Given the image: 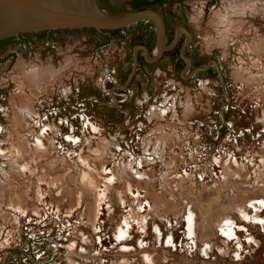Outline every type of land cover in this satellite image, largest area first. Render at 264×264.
Returning a JSON list of instances; mask_svg holds the SVG:
<instances>
[{
  "label": "rangeland",
  "instance_id": "rangeland-1",
  "mask_svg": "<svg viewBox=\"0 0 264 264\" xmlns=\"http://www.w3.org/2000/svg\"><path fill=\"white\" fill-rule=\"evenodd\" d=\"M145 8L0 43V264H264V0Z\"/></svg>",
  "mask_w": 264,
  "mask_h": 264
},
{
  "label": "water",
  "instance_id": "water-1",
  "mask_svg": "<svg viewBox=\"0 0 264 264\" xmlns=\"http://www.w3.org/2000/svg\"><path fill=\"white\" fill-rule=\"evenodd\" d=\"M147 17L156 20L155 45L156 57H159L168 46L165 45L164 22L158 12L151 8H141L115 16L102 9L97 0H0V39L24 31L60 27L117 29ZM135 64L123 87L132 77Z\"/></svg>",
  "mask_w": 264,
  "mask_h": 264
},
{
  "label": "trees",
  "instance_id": "trees-1",
  "mask_svg": "<svg viewBox=\"0 0 264 264\" xmlns=\"http://www.w3.org/2000/svg\"><path fill=\"white\" fill-rule=\"evenodd\" d=\"M161 2V0H132V2L129 4V8L131 9V10H137V9H141V8H145V7H150V6H152V5H154V4H158V3H160ZM118 30V28L117 29H111V30H109V31H111V33H113V32H115V31H117ZM149 34V37L147 38V40L145 41V43H146V45L147 46H151L150 45V41H151V39H152V30L151 31H149V32H146V34ZM19 36H23V34H20ZM7 39H11V36L10 37H6V38H3V39H0V43L1 42H4V41H6ZM137 39V41H141V37H138V38H136ZM141 43V42H140Z\"/></svg>",
  "mask_w": 264,
  "mask_h": 264
},
{
  "label": "bare ground",
  "instance_id": "bare-ground-1",
  "mask_svg": "<svg viewBox=\"0 0 264 264\" xmlns=\"http://www.w3.org/2000/svg\"><path fill=\"white\" fill-rule=\"evenodd\" d=\"M252 206H254L255 211H258L260 208H262L264 206V200L263 201H259L258 205L252 204ZM257 215H259V214H257ZM255 217H256L255 218L256 219V222H260V220H263L261 218H258L257 219V216H255ZM252 218H254V217H252ZM257 220H259V221H257ZM263 225H264V223H263ZM189 226H190L189 229H191V227H192V220H191V222L189 220ZM233 226H234V223L230 220V218H228V217L225 218L224 221H223V223H222V225H221L222 233H224L228 237H236L235 236V232H234V228L235 227H233ZM250 240H251V238H250ZM237 244H239V240H237Z\"/></svg>",
  "mask_w": 264,
  "mask_h": 264
},
{
  "label": "flooded vegetation",
  "instance_id": "flooded-vegetation-1",
  "mask_svg": "<svg viewBox=\"0 0 264 264\" xmlns=\"http://www.w3.org/2000/svg\"><path fill=\"white\" fill-rule=\"evenodd\" d=\"M132 2V0H129V4ZM163 21H164V24L166 23V20L163 18ZM144 23H146V24H144L145 25V32H149V31H151L152 30V28H151V24L149 23V24H147V22H144ZM166 25V24H165ZM181 34V33H180ZM179 34V36L177 37V39H176V42H175V44L172 46V49L169 51L171 54H174L175 52L177 53L178 52V50H179V46L181 45V43H182V35H180ZM167 34H166V38H165V42H167ZM173 40H171L170 42H172ZM145 45H146V43H145ZM149 48V47H148ZM167 52V50L166 51H164L163 53H162V56L165 54ZM177 59H179L180 61H181V55L179 54V53H177V57H176ZM194 60H195V58H194ZM196 61V62H195ZM195 61H193V59L191 58V62H194V63H196V64H198L197 63V59L195 60Z\"/></svg>",
  "mask_w": 264,
  "mask_h": 264
},
{
  "label": "built area",
  "instance_id": "built-area-1",
  "mask_svg": "<svg viewBox=\"0 0 264 264\" xmlns=\"http://www.w3.org/2000/svg\"><path fill=\"white\" fill-rule=\"evenodd\" d=\"M162 113L163 114H165L164 113V111H162ZM151 114L152 113H150V116H151ZM212 159H210V161H211ZM215 160V159H214ZM212 162V161H211ZM203 166H205V164L203 165ZM204 169L205 168H203V171H204ZM202 171V172H203ZM202 173H198L197 171H196V169L195 168H193V171L192 170H190V171H188L187 173H185V171H180V173H179V170L176 172V174H175V176L176 177H178L179 179H181L183 176H186V175H188V176H190V177H194V175H195V179L196 180H198V179H201V180H203V178H202V176L203 175H201ZM227 172L226 171H224V170H222V174H221V176L224 178V177H227ZM205 176V175H204ZM205 177H209V176H205ZM210 179L212 178V181L215 183L216 182V179L213 177V176H210L209 177Z\"/></svg>",
  "mask_w": 264,
  "mask_h": 264
},
{
  "label": "crops",
  "instance_id": "crops-1",
  "mask_svg": "<svg viewBox=\"0 0 264 264\" xmlns=\"http://www.w3.org/2000/svg\"><path fill=\"white\" fill-rule=\"evenodd\" d=\"M165 38H166V35H165ZM176 39H177V36L173 39L172 43L170 44V47H172V46L175 44ZM165 41H166V40H165ZM165 50H166V49H165Z\"/></svg>",
  "mask_w": 264,
  "mask_h": 264
}]
</instances>
